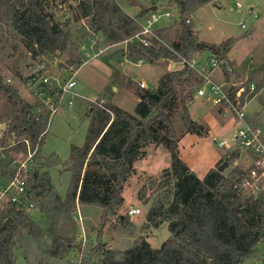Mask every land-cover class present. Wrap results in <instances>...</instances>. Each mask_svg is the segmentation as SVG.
I'll use <instances>...</instances> for the list:
<instances>
[{
    "label": "rangeland",
    "instance_id": "rangeland-1",
    "mask_svg": "<svg viewBox=\"0 0 264 264\" xmlns=\"http://www.w3.org/2000/svg\"><path fill=\"white\" fill-rule=\"evenodd\" d=\"M111 1L116 2L132 18L138 17L142 8L150 10L153 6L170 12L171 18H162L159 27L164 24L169 26L164 31L171 42L178 40L186 17L191 19L188 26L195 39L201 43L213 46L231 38L236 39L229 51L217 56L221 67L210 75V79L227 84L231 89L243 82H255L259 87L264 85V0H209L186 14H180L177 5L170 0ZM77 2L43 0L45 12L59 24L67 42L66 49L57 54L41 50L30 52L27 42L13 30L5 10L0 6V74L5 84L14 86L20 97L35 108V114L37 110H42L43 118L47 120L45 132L41 135L43 144L34 148L37 151L29 160L28 152L16 142L20 139L9 138L8 135L12 126L11 118L19 113V108L0 93V116L5 117L0 124L1 224L12 218L11 209H18L12 202L14 197L18 196L27 206L33 205L31 211L26 212L28 220L20 227L16 238L14 255L17 264H100L108 252L119 255L140 239L152 237V248L158 249L170 236L168 223L154 229L146 220L156 197L165 192V189L156 192L155 187L152 188L153 179L159 178L171 166L170 151L163 145L149 144L144 149L145 154L135 162V172L125 184L124 203L118 215L128 217L129 221L122 223L114 216L102 227V210L99 207L82 206L78 200L74 205L65 203L73 177L71 150L72 147L81 148L85 143L90 125V105L101 101L110 103L109 98L123 110L134 114L139 102L135 93L123 89L125 77L118 72L120 62L124 60L123 53L127 54L134 42L119 43L105 50L110 44L105 42L101 32L95 30L96 25L101 24L98 13L89 19H80L75 12ZM237 3H241L242 8ZM92 20H95V25ZM97 49L103 52L98 53ZM100 61L108 62L113 67L115 78L112 84H108V71L101 66ZM171 64L170 61L162 60L154 64L156 66L128 65L126 69L135 81L144 80L148 89L155 91L161 73ZM228 67L232 70L231 74L227 72ZM175 68L172 65L170 72L176 71ZM197 68L199 71L196 74L203 80L198 91L206 80L203 75H208L211 69L210 56L205 51H199ZM40 69L41 75L50 77L49 88L56 91L76 74L78 84L74 90L79 96L67 95L52 118L38 95L41 86L33 80L35 72ZM226 72L229 79L226 78ZM115 84L122 89L112 98ZM69 100H72V105L68 104ZM251 101L247 111L252 112V122L264 124V94ZM188 111L192 120L210 115L213 128L210 133L205 123L200 120L195 122L205 133L203 136L187 134L183 112L173 119L181 160L198 178L204 179L216 167V163L230 153L214 143L213 138L224 136L231 139L236 126L231 117L217 116L212 105L204 100L202 102V99L193 102ZM21 164L26 165L29 175L25 197L19 196L15 187H9L15 170L21 168ZM232 169L229 166L225 174L228 175ZM36 173L37 180L34 179ZM36 186L40 187L34 189ZM143 186L146 187V197L139 200L138 192ZM40 192H43L41 197L36 195ZM145 201H148L147 204ZM130 207L140 208L142 214L131 218L128 214ZM48 228L49 233L46 232ZM53 243L57 250L55 254L51 249ZM99 248H102L101 252H97ZM244 263L264 264V242L259 244L258 254Z\"/></svg>",
    "mask_w": 264,
    "mask_h": 264
},
{
    "label": "trees",
    "instance_id": "trees-1",
    "mask_svg": "<svg viewBox=\"0 0 264 264\" xmlns=\"http://www.w3.org/2000/svg\"><path fill=\"white\" fill-rule=\"evenodd\" d=\"M76 1L75 12L80 19H89L98 13L101 24L96 25L95 30L102 33L107 44L128 40L140 30L134 18L114 1ZM170 1L177 5L180 14H186L209 0ZM0 6L13 30L27 42L30 52L41 50L57 54L66 49L64 32L45 12L43 0H0ZM148 11L149 8H142L138 18ZM182 24L181 34L175 42L168 39L165 31L159 34L184 57L199 51L218 56L229 51L237 41L231 38L218 46L204 44L195 39L187 24ZM126 56L130 61L148 64L178 61L174 52L155 40L149 47L134 42ZM226 78L229 79L227 72ZM202 82L195 71L185 67L165 72L155 91L129 82L139 99L134 114L112 103H105L103 107L90 105L85 143L81 148L72 147L71 150L73 177L65 203L74 205L78 200L82 206L99 207L102 227L114 216L122 223L129 221L118 212L124 203L125 184L135 172V162L145 154L144 149L149 144L163 145L171 156L170 168L152 182L156 192L162 189L165 192L156 197L146 216L148 225L154 229L168 223L169 238L158 249L152 248L146 239H140L119 255L108 252L100 264H243L258 254V246L264 242V195L248 198L233 190V180L240 169L234 167L228 175L225 171L234 165L237 154L228 153L204 179L198 178L180 158L173 126V119L179 112H183L188 133L205 135L188 111ZM0 93L19 108V113L11 118L9 138L20 139L16 142L25 139L35 145L45 132L47 120L43 117L37 120L35 108L20 97L14 86L5 84L1 74ZM4 118L0 116V124ZM19 144L26 150L24 143ZM34 179H38L37 173ZM42 193L36 195L41 197ZM145 197L146 187L143 186L138 199ZM10 213L12 218L4 224L0 222V264H17L14 255L16 238L20 227L28 220L26 212L19 209L13 208ZM55 246L54 243L51 246L53 254L57 252Z\"/></svg>",
    "mask_w": 264,
    "mask_h": 264
},
{
    "label": "built area",
    "instance_id": "built-area-1",
    "mask_svg": "<svg viewBox=\"0 0 264 264\" xmlns=\"http://www.w3.org/2000/svg\"><path fill=\"white\" fill-rule=\"evenodd\" d=\"M237 5L242 8L241 3H237ZM133 18L140 27V30L133 37L126 40L125 43L129 41L139 42L143 47H149L155 40L166 46L178 56V61H168L180 64V70L188 67L195 72L199 71L197 68L199 52H192L189 56L184 57L176 53L159 34V23L161 19L171 18L170 12L162 11L158 8L156 11L149 10L142 17ZM184 21L187 25L191 23V19L187 17L184 18ZM97 51L98 53L103 52L100 49H97ZM205 54H209L210 56L211 72L221 67V61L216 55L208 51H205ZM41 71L40 69L35 72L33 80L39 82L41 89L38 90V95L42 103L47 107L49 117L52 118L63 105L67 95L73 97L79 96L74 90L78 84L76 74L63 85L59 86V89L56 91L53 90L52 87L49 88L51 86L50 77L41 75ZM227 72L231 74V68L228 67ZM203 77L206 80L197 91V97L205 98L214 108L219 110L222 115L231 117L236 126L231 139L213 138V142L220 148H225L230 153L237 154V159L232 168L238 167L240 172L236 174L232 188L243 196L257 199L264 195V124L253 123L252 117L247 114L246 106L255 97L264 94V85L259 87L255 82H243L231 89L226 86L227 84H219L211 80L209 75L204 74ZM139 86L140 88L146 89V84L144 82H141ZM68 104L72 105V100H69ZM92 104L103 107L105 102H93ZM35 115L37 116V120L44 117L42 110H37ZM40 140L41 137L35 145L25 139L17 143L25 144V149L28 152V159L31 160L37 151L34 150V148L39 147ZM28 176V168L25 164H21V168L19 167L15 170V176L9 187H15L19 196H27L26 185ZM12 202L18 206L19 210L24 212H29L33 208V205H25L18 196L14 197ZM128 214L131 217L139 216L142 214V210L140 208H132L128 211Z\"/></svg>",
    "mask_w": 264,
    "mask_h": 264
},
{
    "label": "crops",
    "instance_id": "crops-1",
    "mask_svg": "<svg viewBox=\"0 0 264 264\" xmlns=\"http://www.w3.org/2000/svg\"><path fill=\"white\" fill-rule=\"evenodd\" d=\"M159 9H161L160 7H158ZM169 26L167 25V24H164L162 27H160V31H159V33L160 32H163L165 29H167ZM193 31H195L194 29H193ZM197 33V32H196ZM126 41V40H125ZM125 41H123V42H120V43H124V44H127V43H125ZM117 44H119V43H114V44H110L109 46H108V48H106L105 50H107V49H110L111 47H114L115 45H117ZM210 44V43H209ZM212 45H214V44H212ZM215 45H218V44H215ZM123 58H124V60L123 61H121L120 62V69H119V73H120V75L121 76H124L125 77V86H124V88L123 89H129L130 91H132L133 93H134V88L133 87H131L130 85H128V83L129 82H133V83H135V85L136 86H139V84L141 83V82H144L145 84H146V89H148V85H147V83L144 81V80H140L139 82H137V81H135L132 77H131V75L127 72V67H128V65H135V66H141V65H148V66H156V65H154V64H148V63H140V64H135V63H132V62H130L128 59H127V56H126V53H123ZM100 63H101V66L103 67V68H106V70L108 71V75H107V78L109 79L108 80V84H112L113 82H114V75H115V73L113 72L114 71V69H113V67L112 66H110L109 64H108V62L106 63V62H102V61H100ZM160 65V64H159ZM172 65H174V66H176V68H175V70L177 71V70H180L181 69V66H180V64H178L177 62H174V63H172L171 65H168V67L167 68H164V71H163V73H161V76L165 73V72H170L171 70V66ZM160 66H162V65H160ZM215 71V70H214ZM214 71H212V72H210L209 73V71H208V75H209V77H210V75L211 74H213L214 73ZM120 89H122V87H119V86H116V84L112 87V92H113V94L111 95L112 96V98L114 97V95H116V94H118L119 92H120ZM150 90V89H149ZM200 99H202V102H203V100L204 101H207L205 98H199V97H197L196 99L194 98L190 103H189V105H188V108H189V106L193 103V102H195V101H198V100H200ZM108 102H110V103H112V104H114L112 101H110V99L108 98ZM208 102V101H207ZM252 101H250L248 104H247V106H246V111H247V109H248V106L250 105V103H251ZM138 104V103H137ZM114 105H116V104H114ZM116 106H118V105H116ZM119 107V106H118ZM213 107V106H212ZM121 108V107H120ZM214 108V107H213ZM215 109V112L217 113V116H222V117H226V116H224V115H222L220 112H219V110H217L216 108H214ZM247 114L249 115V116H251V114H252V112H251V110H248L247 111ZM202 121L203 123H205L206 124V126H207V128H208V133H210L212 130H213V128H212V125L210 124V115H206V118L205 117H202V118H200V119H198V120H193L194 122H198V121ZM233 122V121H232ZM187 134H191V133H187ZM197 134H199V133H197ZM192 135V134H191ZM200 135V134H199ZM220 138H226V137H224V136H221ZM58 156V155H57ZM59 157V156H58ZM219 161V160H218ZM217 161V162H218ZM217 164V163H216ZM138 189V188H137ZM137 189H136V191H137ZM130 209H132V207H130ZM133 217H135V216H133ZM133 217H131V218H133ZM50 227H52V226H50ZM49 227V228H50ZM46 229V232H48L49 233V231H50V229ZM151 238L152 237H147L146 238V240L150 243V245L152 246V243H151ZM243 264H245V263H243Z\"/></svg>",
    "mask_w": 264,
    "mask_h": 264
},
{
    "label": "water",
    "instance_id": "water-1",
    "mask_svg": "<svg viewBox=\"0 0 264 264\" xmlns=\"http://www.w3.org/2000/svg\"><path fill=\"white\" fill-rule=\"evenodd\" d=\"M151 11H156L158 10V6H153L152 8H150ZM199 133V132H198Z\"/></svg>",
    "mask_w": 264,
    "mask_h": 264
}]
</instances>
